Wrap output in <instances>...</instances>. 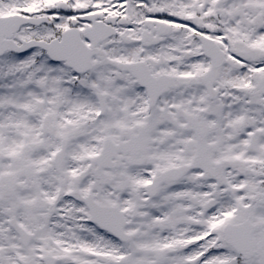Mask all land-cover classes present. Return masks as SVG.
I'll list each match as a JSON object with an SVG mask.
<instances>
[{
	"label": "snow or ice",
	"instance_id": "1",
	"mask_svg": "<svg viewBox=\"0 0 264 264\" xmlns=\"http://www.w3.org/2000/svg\"><path fill=\"white\" fill-rule=\"evenodd\" d=\"M0 264H264V0H0Z\"/></svg>",
	"mask_w": 264,
	"mask_h": 264
}]
</instances>
